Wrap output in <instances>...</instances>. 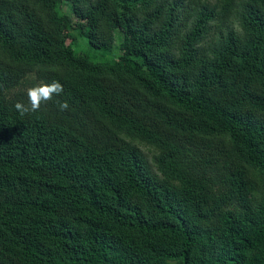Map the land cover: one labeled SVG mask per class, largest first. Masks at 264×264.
Masks as SVG:
<instances>
[{
  "label": "trees",
  "instance_id": "trees-1",
  "mask_svg": "<svg viewBox=\"0 0 264 264\" xmlns=\"http://www.w3.org/2000/svg\"><path fill=\"white\" fill-rule=\"evenodd\" d=\"M0 264H264V0H0Z\"/></svg>",
  "mask_w": 264,
  "mask_h": 264
},
{
  "label": "clouds",
  "instance_id": "clouds-1",
  "mask_svg": "<svg viewBox=\"0 0 264 264\" xmlns=\"http://www.w3.org/2000/svg\"><path fill=\"white\" fill-rule=\"evenodd\" d=\"M63 91V85L57 80H53L50 84L42 82L37 86L29 87L27 89V105L17 102L15 108L21 116L38 112L42 104H47L49 101H52L55 96L61 95ZM57 103L58 108L61 111H66L69 108V104L66 101Z\"/></svg>",
  "mask_w": 264,
  "mask_h": 264
},
{
  "label": "rangeland",
  "instance_id": "rangeland-1",
  "mask_svg": "<svg viewBox=\"0 0 264 264\" xmlns=\"http://www.w3.org/2000/svg\"><path fill=\"white\" fill-rule=\"evenodd\" d=\"M65 11L66 12H68V8L67 7H65ZM118 37H120V34L117 32L116 33V42H115V45L116 46H118L119 45V43H120V39L118 38ZM119 39V40H118ZM84 40V39H83ZM85 52H90V49L88 48V46L85 48ZM104 56V55H103ZM109 58V56L108 55H105L104 57H101V58ZM143 150H144V152H145V154L147 155V157L149 158V160H150V157L152 156V153L148 150V149H146L145 147L143 148Z\"/></svg>",
  "mask_w": 264,
  "mask_h": 264
}]
</instances>
